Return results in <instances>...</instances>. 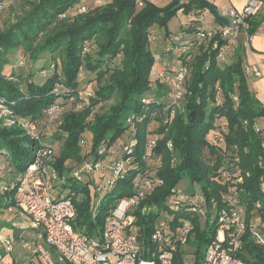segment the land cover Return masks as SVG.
I'll list each match as a JSON object with an SVG mask.
<instances>
[{
  "label": "trees",
  "instance_id": "1",
  "mask_svg": "<svg viewBox=\"0 0 264 264\" xmlns=\"http://www.w3.org/2000/svg\"><path fill=\"white\" fill-rule=\"evenodd\" d=\"M81 1L39 0L0 31V105L9 113L0 117V158L13 170L0 175V211L16 207L12 187L27 168L51 159L43 131L57 108L52 135L62 145L47 165L57 175L55 197L75 205L76 229L102 230L111 209L140 188L130 215L149 250L165 223L177 260L203 264L221 218L237 210L245 232L235 257L264 264L251 233L255 226L264 236V101L250 89L241 53L230 51L234 38L222 36L230 18L210 0H104L80 13ZM180 12L195 19L172 32ZM247 22L252 36L257 23Z\"/></svg>",
  "mask_w": 264,
  "mask_h": 264
},
{
  "label": "built area",
  "instance_id": "2",
  "mask_svg": "<svg viewBox=\"0 0 264 264\" xmlns=\"http://www.w3.org/2000/svg\"><path fill=\"white\" fill-rule=\"evenodd\" d=\"M263 6V0H247L240 10L221 9V15L231 20L223 28L222 36L235 38L242 32L249 34L247 21L255 18ZM245 71L249 77H263L255 66H246ZM182 80L183 75H180L177 87ZM180 95L178 92L176 97ZM48 113L53 119L58 109L52 108ZM95 165L98 170L100 164ZM90 167L87 164V172ZM56 177L46 163H33L12 187L16 208L30 218L32 230H21L19 234L1 239L0 264H189L177 260L178 245L171 242L165 223L154 230L151 250L144 246L138 230H133L134 217L130 211L139 205L144 189L139 188L134 197L120 200L106 217L103 229L88 234L74 226L77 215L73 201L55 197ZM244 220L243 213L237 210L231 212L229 219L221 218L220 229L206 248L203 264H246L235 257L241 248L240 237L245 232ZM255 229L253 226L251 233L264 247V236ZM191 231L183 230L179 243L185 244Z\"/></svg>",
  "mask_w": 264,
  "mask_h": 264
},
{
  "label": "rangeland",
  "instance_id": "3",
  "mask_svg": "<svg viewBox=\"0 0 264 264\" xmlns=\"http://www.w3.org/2000/svg\"><path fill=\"white\" fill-rule=\"evenodd\" d=\"M98 3L95 4L96 0H82L79 7L77 9L78 12H84L85 9L84 6H100L103 5L104 0H97ZM153 2H155L158 6H165L166 4H168L169 0H152ZM34 3H39V0H7L5 2V4L0 6V31H4V30H8L10 29L12 26L16 25L18 22H20L25 15L29 12V10H31L33 8L32 4ZM83 6V7H82ZM186 16V15H185ZM185 16L182 13H178V15L176 17H174L171 22L169 23V28L172 32H176L180 29V25L182 23L183 20H186L187 18H185ZM189 20V18H188ZM162 33H164V30L161 28H156V34L161 35ZM160 39V37H159ZM15 66H25L26 67V59L25 57H19V59H16V61L14 62ZM44 62L43 60L39 61L36 63V65L34 66L35 69H33V71L35 72H39L43 66ZM28 66V65H27ZM19 67H17L19 69ZM42 76V75H41ZM69 108H71V106H69ZM8 111L5 109L4 106L0 105V117L3 116H8ZM62 114H54V119L51 118V120H54L55 122L53 123H48V125L45 126V129L43 131V133L47 134V138H49L48 141L50 144H52L53 148H54V152L53 155L51 157V159H54L59 156L60 153V148H61V142H59L53 135L54 132H56V130L58 131V126L60 123V119ZM36 132V131H35ZM53 134V135H52ZM83 137H85V142L86 141H90L91 139V133L90 132H86L84 133ZM52 140H56L54 143L52 142ZM90 146L87 144L84 146L83 149V156L89 154L88 150H89ZM47 160L46 164H49V162L51 161ZM96 163V161L94 162V164ZM12 167L8 164V162L5 159H1L0 158V175L1 176H9L12 173ZM56 182V181H55ZM185 184V183H184ZM200 188L197 187V191L199 192ZM27 216L25 214H23L22 212H20L16 207L9 209V210H4V211H0V251H2V245H1V239L4 236V234L6 233V230H31V228L29 226L24 227L23 229H19L16 226H21L22 225V220L24 218H26ZM29 218V217H28ZM258 222V221H256ZM257 224V223H256ZM15 225V226H14ZM31 226V225H30Z\"/></svg>",
  "mask_w": 264,
  "mask_h": 264
},
{
  "label": "crops",
  "instance_id": "4",
  "mask_svg": "<svg viewBox=\"0 0 264 264\" xmlns=\"http://www.w3.org/2000/svg\"><path fill=\"white\" fill-rule=\"evenodd\" d=\"M214 2L218 6L219 10L224 8H235L240 10L244 7L247 0H214ZM203 17L206 18V21L209 23V25L215 24L208 11L205 12ZM185 18L187 19L183 20L181 23L183 25L195 19V17L193 16H185ZM255 22L257 23V28L255 33L252 36L244 32L239 33L231 41L230 51L232 50L233 52L241 53L245 66H255L262 71L263 77L261 78L250 77L248 79V83L250 89L253 92H255V94L262 101H264V6L260 11V13L255 17ZM30 225H31V220L27 216L22 220V225L16 227H18L19 229H23L24 227ZM19 233L20 230H14V229H12L11 231L6 230L4 236H11L13 234H19Z\"/></svg>",
  "mask_w": 264,
  "mask_h": 264
}]
</instances>
